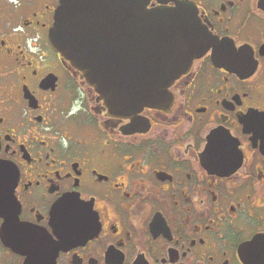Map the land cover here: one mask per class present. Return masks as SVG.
<instances>
[{
	"label": "flooded vegetation",
	"instance_id": "flooded-vegetation-1",
	"mask_svg": "<svg viewBox=\"0 0 264 264\" xmlns=\"http://www.w3.org/2000/svg\"><path fill=\"white\" fill-rule=\"evenodd\" d=\"M59 5L0 0V264H264V0H150L212 42L138 113L52 48Z\"/></svg>",
	"mask_w": 264,
	"mask_h": 264
},
{
	"label": "water",
	"instance_id": "water-1",
	"mask_svg": "<svg viewBox=\"0 0 264 264\" xmlns=\"http://www.w3.org/2000/svg\"><path fill=\"white\" fill-rule=\"evenodd\" d=\"M52 48L83 72L119 113L171 104L169 88L210 48L188 6L148 9L150 0H59Z\"/></svg>",
	"mask_w": 264,
	"mask_h": 264
}]
</instances>
